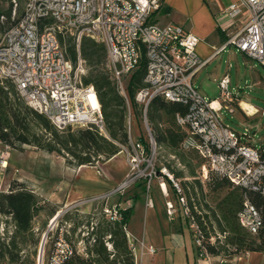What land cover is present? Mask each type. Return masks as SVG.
I'll list each match as a JSON object with an SVG mask.
<instances>
[{"label":"built area","instance_id":"built-area-1","mask_svg":"<svg viewBox=\"0 0 264 264\" xmlns=\"http://www.w3.org/2000/svg\"><path fill=\"white\" fill-rule=\"evenodd\" d=\"M162 4V0H27L22 16L0 36V81L11 83L24 104L58 131L94 129L109 140L96 90L82 83L86 66L80 52L84 38L104 45L107 70L124 99L126 80L143 71V86L135 95V103L146 133L141 139L132 138L129 110L128 145L120 146L128 172L122 183L104 197L122 194L138 182L149 189L156 180L162 189L168 178L184 216L193 221L179 183L165 170H155L157 145L146 113L152 100L160 98L186 108L184 114L174 118L183 133L180 151L198 157L204 179L214 175L242 192L236 222L249 236L256 237L264 228V220L248 194L264 198V147L257 149L247 135L223 123L219 115L223 105L233 114L236 103L227 77L218 84L222 105L198 92L194 79L209 59L202 60L196 53L199 40L192 33L173 23H157ZM244 12L247 21L228 35L220 50L232 45L264 69V0H236L222 15L234 21ZM59 36L73 39L75 63ZM4 163H0L1 169L6 168ZM163 193L167 196L166 190ZM176 210L173 203H166L168 216ZM103 212L111 222L122 219L117 209L104 208ZM191 228L199 256L209 258L202 232L194 223ZM128 244L134 252L136 246L130 239ZM72 252L63 232H59L48 254L39 251L36 264H63ZM148 252L154 254L155 249L150 247ZM259 253L260 264H264V247Z\"/></svg>","mask_w":264,"mask_h":264},{"label":"trees","instance_id":"trees-1","mask_svg":"<svg viewBox=\"0 0 264 264\" xmlns=\"http://www.w3.org/2000/svg\"><path fill=\"white\" fill-rule=\"evenodd\" d=\"M12 10V4L5 10L0 7V35L18 20H12ZM59 38L61 43H64L60 36ZM65 46L71 61L75 63L76 50L73 39L68 38ZM80 52L85 66L95 67L88 76H83L82 83L85 86L92 85L96 90L109 140L100 136L94 129L72 132L71 128H67L64 131H58L44 116L24 104L11 83L0 81L1 144L17 151H22L23 146H29L48 155L56 154L64 158L67 165L75 168L94 167L97 163H105L120 153V146L128 145L127 115L129 110L136 115L133 109L134 107L137 109L138 106L135 103V95L143 86V71H136L130 77L125 87L126 99H124L117 91L109 72L105 68H98L104 61L106 66L104 45L84 38L81 41ZM127 103L130 105L129 108ZM185 112L186 108L179 104L167 103L160 98L152 100L146 113V119L156 145L173 152L180 151L179 146L183 133L176 126L174 118L176 114ZM137 115L141 116V112ZM209 178L211 179L208 186L214 191L233 187L214 175L210 174ZM235 190L236 193L231 197L226 196L217 208L222 221L218 228L225 238V245L204 244L209 256H220L222 252L227 251L226 245L233 248V252L230 253L233 256L260 252L264 247V228L258 236L251 237L237 224L235 216L240 207L242 192L238 188ZM248 197L264 220V198L256 194H248ZM47 207H49V202L22 182L13 181L7 191L0 192V218H5L4 224H10L12 227L9 235H7L8 232L6 235H0V261H6L8 264H36V261L34 263L22 259L21 252L28 243L33 246L40 243L33 232L34 218L46 212L50 220L56 216L58 210L50 208L48 211ZM190 208L192 210V206ZM117 211L121 214L120 222L109 221L103 212L100 213L95 225L91 226V223L87 222V229H91V232L83 239L85 242L83 253H79L71 242L80 225L75 222L70 230L71 235L64 234L73 252L63 264H135V257L129 247L125 232L129 209H118ZM190 215L192 218L197 217L199 222V217L193 211H190ZM212 217L217 222L216 214ZM62 218L65 222L68 221V213ZM187 220L191 226L189 218ZM198 225L201 227L200 222Z\"/></svg>","mask_w":264,"mask_h":264},{"label":"rangeland","instance_id":"rangeland-1","mask_svg":"<svg viewBox=\"0 0 264 264\" xmlns=\"http://www.w3.org/2000/svg\"><path fill=\"white\" fill-rule=\"evenodd\" d=\"M14 1L15 4L13 0H0V7L5 10L12 4V20H17L22 16L27 0ZM67 39L68 38L65 37L63 40L64 45ZM94 68L95 67L89 68L86 66L85 75L88 76ZM98 68H105V70L108 71L105 66V61L100 64ZM214 68H217L216 73H218V78L212 76V74H216L213 71ZM226 74L230 82V93L253 106L256 112L243 113L233 105L232 109L234 113L231 114L223 105L219 115L227 127L240 134L247 135L251 145L260 149L264 147V69H262L261 65L256 60L242 55L234 46L230 45L220 52L206 68H203L201 73L196 77L194 86L207 100H217L219 104L222 105L218 84ZM129 79L126 80L125 84L128 83ZM128 106L130 107L129 104L127 107ZM242 106L250 112L254 110L248 105L244 104ZM133 109L136 115L132 113L130 133L132 138L137 140L140 136L146 137V133L142 118L140 115H137L140 114V108L137 106V109L136 107ZM71 130L74 132L79 129L72 128ZM114 158L115 159L106 167H104V165L107 162L97 163L93 167L95 169L86 170L75 177L77 168L67 165L65 159L61 156H57L56 154L48 155L29 146H23L22 151H17L0 143V163L4 161L6 162L4 167L7 166L4 169H1L0 166V192L7 191L13 181L25 183L32 191H34L33 186L39 185V187H43L46 185L45 188L51 192V183L55 182V184H57V187L54 186L53 188V190L58 193V199H55L57 205H55L56 203L44 200L49 202V207H47L46 210L49 211L50 208H54L58 210V212H62V214L51 226V220L47 212L35 217L32 223L35 238L40 240L39 245H41L43 236L46 234L41 252L45 254L50 252L59 232H63V234H68V236H70V230L73 228L75 222L80 223V225L76 229L71 242L75 245L79 253L84 252L85 242L83 239L91 232V229H87V222H90L91 226L95 225L99 220L98 217L100 213L103 212L104 208H108L105 207V197H95L110 194L109 189L96 192L98 189L95 188V186L98 185L101 178L105 177V171L116 169L120 172L123 169L126 170L124 154L120 153ZM201 165L202 162L193 154L183 153L179 150L173 152L163 146H157L155 170L157 172L165 170L170 178L179 183L189 212L193 211L194 214L199 217L202 228L198 225L199 222L197 221V217L194 216L193 221L191 222L190 220V222L191 225L194 223L202 232L204 236L203 245L210 243L215 246H222L225 245V238L220 234L218 228L219 223L222 224V221L217 208L218 204L222 202L226 196L231 197L232 194L236 193V190L233 187H225L217 191L212 190V187L210 188V186H208L209 180L211 179L209 178L210 175H208L207 179H204ZM92 171L95 173H91ZM74 178H76L75 182ZM28 179L32 180L36 185L28 183L26 181ZM165 181H168V178H166ZM71 183H73L76 197L81 196V198L67 204L68 196L71 191ZM88 184H93L94 187ZM90 187L94 190L92 191ZM118 196L119 194H114L108 197V201ZM190 206H192V210ZM178 208L181 209L179 203ZM180 212L182 213L181 210ZM66 213H68L69 219L65 222L62 217ZM213 214H216L217 222L214 221L212 217ZM5 220V218H0V235L2 236L3 234L6 235V232H8L7 235H9V232L12 231L10 224H4ZM193 236L196 245L194 231ZM39 245L33 246L28 243L24 246L21 252L22 259L35 263L39 255ZM225 248L227 251L222 252L219 257H232L233 255H230V253L233 252V248L227 245ZM135 254L139 258V252H135ZM0 262L8 264L6 261Z\"/></svg>","mask_w":264,"mask_h":264},{"label":"crops","instance_id":"crops-1","mask_svg":"<svg viewBox=\"0 0 264 264\" xmlns=\"http://www.w3.org/2000/svg\"><path fill=\"white\" fill-rule=\"evenodd\" d=\"M162 1V8L156 17L157 23L159 25L173 23L192 33L199 40L196 46V53L202 60L209 59L206 66L209 65L220 52L226 49L225 47L220 50L227 41L228 35L238 30L248 19L246 12L234 21L222 15L223 10L230 4L236 2V0ZM206 66L204 68H206ZM216 70L217 68H214L213 71L216 73ZM212 76L218 78V73L212 74ZM224 76L228 78L227 74ZM196 77L194 79V85ZM234 96L236 97L234 106L237 107L238 110L243 113L256 112L253 106L242 101L236 95ZM244 104L253 108V112L244 108L242 106ZM114 159L115 158H112L107 161L104 167L110 164ZM125 167L126 170L123 169L120 172L116 169L105 171V177L101 178L99 183L97 182L98 185L96 184L97 186H95V188L98 189L96 192L108 189L111 192L117 188L128 172L127 166ZM89 169L95 168L87 166L77 168L75 177ZM91 173L95 172L92 171ZM75 179L76 178H74V182ZM26 181L36 185L30 179ZM73 183L70 185L71 191L68 196L67 204L81 198V196L76 197ZM88 185L94 187L93 184ZM45 186L46 185L43 187H39V185L33 186L34 192L41 198L56 203L55 205H57L55 199H58V193L53 190L54 186L57 187V184H55V182L51 183V192H49ZM91 189L92 191L94 190L93 188ZM164 190H166L167 196L164 195ZM103 197L104 195L95 198ZM178 198L179 196L172 189L170 182L166 181L161 189L159 183L153 180L149 189L146 188L144 182H138L128 188L124 193L119 194L117 198L109 201L108 198L106 199L105 207L109 209H129V219L125 232L127 240L130 239V242L136 246L133 252L135 264H260L261 255L259 252L243 253L232 257L210 256L207 259L201 258L199 256V249L194 243L193 230L191 226H189L183 211L178 208ZM167 202L173 203L177 208L175 214L171 217L168 216L166 212ZM150 247L155 249L154 254L148 252ZM135 252H139V258L136 256Z\"/></svg>","mask_w":264,"mask_h":264},{"label":"water","instance_id":"water-1","mask_svg":"<svg viewBox=\"0 0 264 264\" xmlns=\"http://www.w3.org/2000/svg\"><path fill=\"white\" fill-rule=\"evenodd\" d=\"M61 214H62V212H59V213L56 214L55 218L50 222V226L57 221V219L60 217ZM45 238H46V234L43 236V239H42V242H41V245H40V250H39L40 253L42 251Z\"/></svg>","mask_w":264,"mask_h":264},{"label":"bare ground","instance_id":"bare-ground-1","mask_svg":"<svg viewBox=\"0 0 264 264\" xmlns=\"http://www.w3.org/2000/svg\"><path fill=\"white\" fill-rule=\"evenodd\" d=\"M92 101H93V99H92ZM213 105H214V106H217V104H216V103H214ZM4 164H5V163H4ZM58 213H59V212H58ZM54 218H55V217H54ZM54 218H53V219H54ZM53 219H52V220H53ZM52 220H51V221H52Z\"/></svg>","mask_w":264,"mask_h":264}]
</instances>
